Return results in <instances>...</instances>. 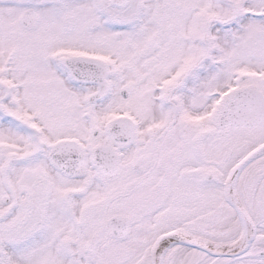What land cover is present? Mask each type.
Listing matches in <instances>:
<instances>
[{
	"label": "snow or ice",
	"instance_id": "1",
	"mask_svg": "<svg viewBox=\"0 0 264 264\" xmlns=\"http://www.w3.org/2000/svg\"><path fill=\"white\" fill-rule=\"evenodd\" d=\"M0 264H264V0H0Z\"/></svg>",
	"mask_w": 264,
	"mask_h": 264
}]
</instances>
